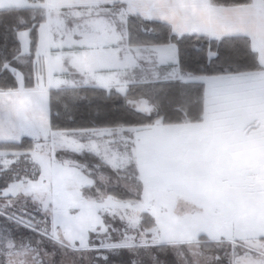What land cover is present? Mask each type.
Returning <instances> with one entry per match:
<instances>
[{
	"label": "rangeland",
	"instance_id": "374dc122",
	"mask_svg": "<svg viewBox=\"0 0 264 264\" xmlns=\"http://www.w3.org/2000/svg\"><path fill=\"white\" fill-rule=\"evenodd\" d=\"M37 3L45 11L42 27L49 18L55 38L68 43L82 34L87 49L60 60L66 79L55 78L56 67L49 72L45 62L37 64V50L31 89L22 86L25 77L18 69L29 60V35L17 67L8 64L19 90L39 84L49 91L0 96V113L17 114L14 120L35 141L28 153L0 148V173L12 172V182L0 190V221L7 220L6 227L0 225V264H91V249L135 245L146 254L139 253L141 259L166 264L154 254L153 246L162 243L172 245L179 264H215L221 258L229 264H264V0L237 10L226 7L230 13L213 0ZM241 9L255 40L258 72L193 76L179 69L176 45H141L129 30L130 17L139 15L169 23L180 36L219 39L233 30L225 18ZM170 80L203 85L200 122L169 127L158 120L77 131L50 127L51 89L95 86L124 94L133 83ZM128 105L153 111L142 100ZM4 135L0 127V142L10 138ZM110 188L138 199H118ZM146 214L156 223L149 229L142 228ZM21 232L27 235L22 238ZM202 236L221 254L206 251Z\"/></svg>",
	"mask_w": 264,
	"mask_h": 264
},
{
	"label": "trees",
	"instance_id": "16d2710c",
	"mask_svg": "<svg viewBox=\"0 0 264 264\" xmlns=\"http://www.w3.org/2000/svg\"><path fill=\"white\" fill-rule=\"evenodd\" d=\"M213 1L225 7L246 6L253 2V0ZM44 23L45 11L38 6L0 11L1 91L20 89L18 79L8 68V64L16 65L21 48L19 33L28 30L31 39L29 60L28 63L18 65V69L25 77L22 86L25 89L35 86L34 60L39 47L40 29ZM129 30L132 38L141 45H176L179 69L193 76L237 75L258 72L262 69L258 54L252 48V41L246 35L225 36L219 39L196 35L180 36L174 33L169 23L147 20L139 15L130 17ZM136 100L146 102L153 111L144 113L129 107V101ZM49 107L50 127L55 131L139 127L155 124L158 120L166 126L185 122L197 123L201 121L204 113L203 85L180 80L137 82L129 85L124 94L114 88L107 92L106 89L95 86L54 88L49 92ZM34 145L35 141L30 137H24L19 142H0V148L24 153L33 151ZM10 182H12V172L0 173L1 191L8 188ZM108 193L122 200L138 199L121 188H110ZM6 221L2 218L0 225L6 227ZM155 225L150 215H144L143 229ZM22 231H25L24 228ZM20 235L24 238L27 234L21 232ZM34 235L36 236L33 237L38 239V233L34 232ZM199 242L206 251L221 254L215 242L210 241L206 236L200 237ZM153 248L158 260L163 259L166 264H179L171 244L162 243ZM91 250H93L91 264H150L146 256L140 258L139 253L146 254L139 245ZM215 264H229V262L221 258L216 260Z\"/></svg>",
	"mask_w": 264,
	"mask_h": 264
},
{
	"label": "crops",
	"instance_id": "0c3cea01",
	"mask_svg": "<svg viewBox=\"0 0 264 264\" xmlns=\"http://www.w3.org/2000/svg\"><path fill=\"white\" fill-rule=\"evenodd\" d=\"M40 0H0V11L3 10H12V9H25L33 6H37V2ZM54 3L55 2H60L62 0H51ZM71 3H74L75 0H65ZM222 8V10H225L227 13L233 12V11H227L228 8L226 7H219ZM240 7L236 8H231L230 10H237ZM243 8V7H242ZM218 9V8H217ZM257 15L256 17H258ZM253 17V21L257 20L255 16ZM228 18V16L226 17ZM227 24L226 28H232V32L227 33V31L224 32L223 36H233V35H246L249 36L252 40V46L255 43V40L252 35L248 34L246 31V26L248 25V20L244 18V11L241 9L239 11H235V16L234 17H229L226 19ZM157 19V18H156ZM155 19V20H156ZM49 18L46 19V24L40 29V41H39V48H38V55H37V61H35L37 64L40 65V63L45 62L46 68H48V71L51 72L53 70V67H56L55 70H58V72H55V78H61V79H66L69 78V74L65 73L63 71V67L65 65H60V60L62 58L66 61L68 55H77L81 56L85 50L87 49V46L83 45L81 36L78 38H73L74 42L73 43H68L69 40H66V38L60 37L57 39L55 38L54 34L55 31L54 28H50L47 25L49 24L48 22ZM233 20V21H232ZM236 20V22H235ZM29 33L28 31H23L19 34V39L21 42L22 48H28L30 39H29ZM216 35H219L216 33ZM221 36V37H223ZM76 42V43H75ZM55 59V60H54ZM60 66H59V65ZM50 77V74H49ZM39 85V84H38ZM36 86L35 89L33 90H17V91H1L0 90V96H5V95H16V94H46L48 95L49 88L43 91L39 86ZM65 87V86H63ZM62 88V87H60ZM14 118L11 115H4L3 112L0 113V127L1 129L6 132V135L9 139L8 141H2V142H19L22 138L24 137H30V136H25L23 127L21 128L20 124L16 123L15 118H17V114L13 115ZM35 116L34 114L32 115V121L30 122L31 125L35 123ZM50 120V119H49ZM29 123V124H30ZM23 124H25V121H23ZM170 127V126H169ZM31 138V137H30ZM33 139V138H32ZM3 172V171H2Z\"/></svg>",
	"mask_w": 264,
	"mask_h": 264
}]
</instances>
